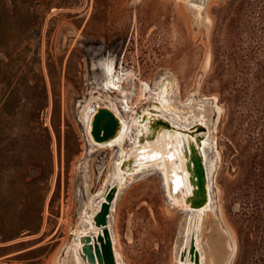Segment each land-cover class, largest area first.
<instances>
[{
    "label": "rangeland",
    "instance_id": "1",
    "mask_svg": "<svg viewBox=\"0 0 264 264\" xmlns=\"http://www.w3.org/2000/svg\"><path fill=\"white\" fill-rule=\"evenodd\" d=\"M193 11L186 0H0V264H72L71 225L116 158L86 148L81 122L90 97L118 96L101 86L109 58L131 75L132 103L161 77L176 82V100L216 97L218 115L204 101L219 155L202 264H264V0H210L207 27ZM114 211L126 264H172L187 212L153 167Z\"/></svg>",
    "mask_w": 264,
    "mask_h": 264
},
{
    "label": "bare ground",
    "instance_id": "2",
    "mask_svg": "<svg viewBox=\"0 0 264 264\" xmlns=\"http://www.w3.org/2000/svg\"><path fill=\"white\" fill-rule=\"evenodd\" d=\"M186 1L187 4H189V7L194 9L193 16L195 18V22H198L203 27H207L210 23V17L205 13V9L210 0H196L199 3L198 5L190 4L194 0ZM109 59L110 60H106V62L103 64L104 79L101 82V86L103 89H107V91L109 90L118 93V96L115 97V99L104 97L103 95L102 96L104 98H101V95L90 97L92 101L89 102L88 105L84 108L81 122L83 131L87 139H89L88 132L90 129V121L92 115L96 112V108L105 107L113 113V115L120 122L116 135L112 139H109L107 142H104L102 144L95 145L90 139L89 142L91 143V152L100 148H107L111 150V152H113L115 149L116 158L111 174L110 171L109 175L108 172L106 173L99 187L95 190L91 197L87 198L83 207L80 209L79 219L83 221L82 224L80 225L77 220L71 225L69 232H76L75 234L76 236H78L79 234H85L87 231H89V229H92V217L95 213L98 212L99 203L104 201L103 193L106 186H115L116 193L110 205V211L108 213L106 224L112 242L114 263L126 264L120 255L117 235L112 226L113 212H115V205L122 188L126 184L130 183L132 177L136 173H139L140 169L144 165L143 163H139L136 167H132L130 170H126V168L124 169L125 172L129 171L132 172V174H124V172L119 169V165L129 155L136 152L135 147L137 145V137L141 134V131H145V129H143V126L138 127L140 117L145 115V122H147L149 118V108L155 109L153 107H156L158 109H155L158 112L156 116L166 119L171 125L175 126L176 128L185 131L193 130L196 131V133L202 131L201 133H198L192 137H189L188 134H184V136L182 137L183 143H185L187 138L189 137L190 144H195V136H200L198 152L200 153L205 172L206 201L200 209H197L195 211L190 210L189 207L184 204V198L190 192V187L187 185L186 178L182 180V189L176 196L170 195L168 192L169 187L172 186L171 182L175 179V175L180 174L182 177L185 176L184 159L182 158L181 154V143L178 137V133L176 131H173L172 135L169 137H159L156 142L148 144L146 143L143 145V147L146 148V158H150L151 154H153L154 157H156V155H160L159 158L150 160L145 164L151 165L158 171L165 199L167 198L170 204L179 208V210L187 211V215L184 218V224L182 228V241L177 246V248H174V252L172 255V264H193V262L189 260V257L187 255L188 244L191 238H193L194 248L197 252L198 264H202L203 255L200 251L201 249L199 247V243L201 237L203 215L206 210H209L208 208L211 202L209 174L214 160H216L219 155L217 150L216 137L214 135L215 122H213V125L211 127L203 124V121L206 117V113L204 112V101H210L209 103H211L214 113L218 115L221 108L220 106H218L217 99L215 96H210L209 98L206 97L201 101L195 102L194 105H192L193 100L188 98L189 96L187 97V99L185 98L184 101L176 100V82L169 77H161L157 82L154 83L153 87H150V85L149 87L143 84L140 85L139 97L141 98L142 96H144L145 102L139 105L137 104V102H139L140 99H138L137 102L132 103V90H126L122 87L124 78H126L129 73L124 72L123 70H116L113 65L114 62L111 60V58ZM209 59V55L206 54L204 58V69L209 65ZM147 90L149 92H147ZM199 123L203 124L204 128L198 127ZM82 136L84 139V135ZM131 142L132 144L130 145L129 143ZM169 151L174 155L172 160L166 159L165 157V155L168 154ZM208 151L211 152V155H209ZM108 177L110 178V181L106 183V178ZM174 197H179L181 199L180 202L178 203L172 200ZM89 204H92L93 206L89 208ZM77 248V242L73 245H69V249H71L70 260L72 264H81V259H79V255L77 254ZM184 248H186L187 251L184 255L183 261H180V255ZM65 249H68L67 245L65 246Z\"/></svg>",
    "mask_w": 264,
    "mask_h": 264
},
{
    "label": "water",
    "instance_id": "3",
    "mask_svg": "<svg viewBox=\"0 0 264 264\" xmlns=\"http://www.w3.org/2000/svg\"><path fill=\"white\" fill-rule=\"evenodd\" d=\"M157 113L155 109L149 108L147 122H145V115L140 117L138 127L143 126L145 131H141V134L137 137L136 152L124 159L120 163L119 169L121 171L125 168L126 170H130L132 167H136L137 164L143 163L144 166L136 174L147 171L152 166L145 163L159 158L160 155L154 157L151 154L150 158H146V148L143 145L156 142L159 137H169L173 131H176L181 143V154L184 159V173L186 177H182L180 174L175 175V179L171 182L172 186L169 187L168 192L170 195L176 196L182 189V180L186 178L190 192L184 198V204L193 211L200 209L206 201L205 172L200 153L198 152L200 136H195V144H190L189 137L196 135V131H185L176 128L166 119L156 116ZM119 125L120 122L111 111L105 107H97L90 121L89 139L95 145L107 142L116 135ZM82 133L86 148H89L91 143L87 139L83 127ZM184 134H188L189 136L185 143L182 140ZM129 144L131 145L132 142ZM165 157L166 159L172 160L174 155L169 151ZM153 169L156 170L155 168ZM115 193V186H106L103 193L104 201L99 203V210L92 217L93 228L89 229L85 234L74 236L75 241L78 243L77 254L84 264H115L110 233L106 224L110 205ZM186 251V248L182 250L180 261H183ZM187 255L193 264H198L193 238L189 241Z\"/></svg>",
    "mask_w": 264,
    "mask_h": 264
},
{
    "label": "trees",
    "instance_id": "4",
    "mask_svg": "<svg viewBox=\"0 0 264 264\" xmlns=\"http://www.w3.org/2000/svg\"><path fill=\"white\" fill-rule=\"evenodd\" d=\"M42 89H43V94L45 95V94H46V91H45V86H44V84H43Z\"/></svg>",
    "mask_w": 264,
    "mask_h": 264
}]
</instances>
